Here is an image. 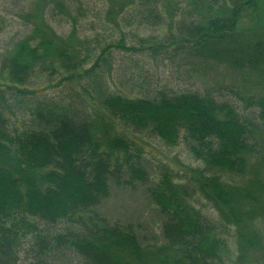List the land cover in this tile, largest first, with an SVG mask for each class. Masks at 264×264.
Here are the masks:
<instances>
[{
	"label": "rangeland",
	"instance_id": "1",
	"mask_svg": "<svg viewBox=\"0 0 264 264\" xmlns=\"http://www.w3.org/2000/svg\"><path fill=\"white\" fill-rule=\"evenodd\" d=\"M257 1V15H244L235 34L192 46L164 48L161 29L130 28L124 49H110L87 64L86 73L56 74L39 96L5 87L1 73L9 39L31 30L13 26L0 35V176L33 218H52L45 226L58 233L93 225L82 209V169L75 164L63 173L59 155L49 158L51 145L60 153L51 126L60 119L85 127L92 154L106 152L112 161L110 200L101 211L110 214L114 231L104 264H264V0ZM7 4L0 13L9 21L14 12L3 8ZM93 21H82L87 27L80 38L105 36L91 29ZM71 27L55 26V35ZM240 37L242 43L229 44ZM120 40L114 36L107 44ZM199 121L213 132L206 143L193 129ZM63 144L73 159L77 142ZM132 163L137 171L144 166L141 174L132 172ZM167 211L186 228L201 224L203 246L216 261L172 245Z\"/></svg>",
	"mask_w": 264,
	"mask_h": 264
},
{
	"label": "trees",
	"instance_id": "2",
	"mask_svg": "<svg viewBox=\"0 0 264 264\" xmlns=\"http://www.w3.org/2000/svg\"><path fill=\"white\" fill-rule=\"evenodd\" d=\"M4 2L9 4L3 8L10 7L7 10H12L14 14L8 21L0 13V35L7 33L13 26L31 30V34L26 37L17 34V37L10 38L4 48L5 59L1 62V73L5 76L4 86L31 91L36 96H39V90L50 83L56 74H62L67 79L72 72L84 73L87 64L100 62L110 49H124L122 42L129 36L127 31L130 28L161 29L165 36L160 44L164 48L192 46L205 40L221 39L235 34L241 18L244 15H257L260 6L257 0H32L27 4L25 0ZM4 2L0 1V6L5 5ZM88 2H92V9L87 5ZM90 18L94 20L91 29H99V32L105 34L104 37L93 40L94 42L79 36L80 29L87 27L82 21ZM39 21L41 25L37 26ZM257 23L263 24L261 20ZM67 24L72 26L69 34L55 35V26L62 28ZM114 36L121 40L107 44ZM134 76L129 81L132 84L139 78ZM168 93L171 97L176 96L174 89H168ZM117 95L126 99L121 92ZM51 126L60 153L51 145L48 150L49 158L57 160L60 157L63 173L68 168H75V164L82 169V209L91 215L93 225L89 223L83 230L85 232H67L63 229L58 233L45 226L44 221H51L52 218L44 215L41 216L42 222L36 221L24 207V199L0 176V264H104L107 260L106 243H109L111 232L114 231L110 214L101 211L102 206L110 200L108 183L112 180V161L106 152L92 154L85 127L82 125L53 119ZM201 127L202 123L199 121L193 129L196 130L197 139L206 143L205 139L210 140L213 132L209 128L207 130ZM215 131L218 133L219 129ZM67 138L78 145L77 156L73 159L71 154H64L63 143ZM20 140L16 139L17 142ZM232 140L236 143V139ZM240 141L243 142L242 139ZM134 143L142 150L146 147L139 142ZM229 143L230 140L227 141L228 146ZM40 166L47 168L46 163ZM141 166L143 169L144 166ZM137 168L138 165L132 163V172L139 175L142 169L137 171ZM32 184L35 185L33 180ZM167 215L166 237L172 245L187 256H196L208 263L216 261L217 257L212 250L203 246L201 224H198L199 227L186 228L179 217L169 211ZM35 235L42 236L38 239Z\"/></svg>",
	"mask_w": 264,
	"mask_h": 264
},
{
	"label": "bare ground",
	"instance_id": "3",
	"mask_svg": "<svg viewBox=\"0 0 264 264\" xmlns=\"http://www.w3.org/2000/svg\"><path fill=\"white\" fill-rule=\"evenodd\" d=\"M243 39H244V37L237 38V39L233 40L234 42L232 41L229 44H234V43H237V42H240V41H241L240 43H242ZM237 44H239V43H237Z\"/></svg>",
	"mask_w": 264,
	"mask_h": 264
}]
</instances>
